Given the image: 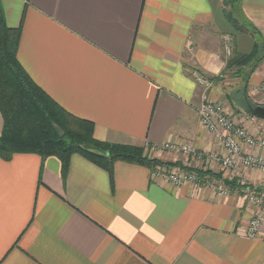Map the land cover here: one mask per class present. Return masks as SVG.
Masks as SVG:
<instances>
[{"label": "crops", "instance_id": "obj_1", "mask_svg": "<svg viewBox=\"0 0 264 264\" xmlns=\"http://www.w3.org/2000/svg\"><path fill=\"white\" fill-rule=\"evenodd\" d=\"M238 2L257 31L234 35L235 52L249 54L258 42L264 52V0ZM222 9L223 0H0L5 24L21 26L17 60L26 74L63 110L93 123L96 140L205 152L218 146L197 109L206 95L217 103L228 96L220 83L205 93L194 77L225 68L220 37L232 28ZM262 82L264 61L246 90L256 106H264ZM112 173L77 155L65 177L55 157L0 159V264H264V227L244 237L254 209L243 193L264 190V173L243 170L240 187L223 196L154 182L134 163L116 162Z\"/></svg>", "mask_w": 264, "mask_h": 264}, {"label": "trees", "instance_id": "obj_2", "mask_svg": "<svg viewBox=\"0 0 264 264\" xmlns=\"http://www.w3.org/2000/svg\"><path fill=\"white\" fill-rule=\"evenodd\" d=\"M239 0H226L223 8L232 7ZM224 18L237 32L244 27L229 12L222 11ZM21 26L9 28L0 13V114L2 132L0 134V159L5 161L17 154H35L43 159L55 157L61 163V175L66 176L71 156L77 155L95 164L110 179L116 162L138 164L148 167L164 166L165 163L150 159L139 146H128L101 142L94 138V124L76 118L63 110L41 87H38L29 74H26L17 60ZM257 43L249 54L236 55L227 62V69L242 68L253 63L258 53L262 57L255 61L254 69L264 61L263 44ZM260 47V50H259ZM56 125L63 133L59 137ZM179 166V164H174ZM183 169V168H182ZM200 176H210L230 189L239 188L236 180H228L219 173L199 169Z\"/></svg>", "mask_w": 264, "mask_h": 264}, {"label": "built area", "instance_id": "obj_3", "mask_svg": "<svg viewBox=\"0 0 264 264\" xmlns=\"http://www.w3.org/2000/svg\"><path fill=\"white\" fill-rule=\"evenodd\" d=\"M195 80L204 90L210 89L211 85L208 81L200 77H195ZM214 102L206 95L198 109V118L200 119V126L212 136L219 152L208 151L207 153H201L190 144L182 143V145H177L165 142L159 145L157 150L174 156L184 155L193 163L194 167L192 169L194 171L191 168V171H188L180 167L161 169L158 166L151 170L150 178L152 181H162L175 187L189 184L195 188H205L212 193L223 196L230 195V190L234 189L226 187L223 183L214 180L210 176H200L197 172L199 169L203 170V172L206 171L203 165L207 169L210 166L219 168L221 176L228 180L242 179L240 173L247 169L264 173V134L263 128L256 120L257 118L246 116L251 121L253 128H255L254 133H251L245 128L243 122L239 121L233 114L222 112L221 106L219 107V105H216L217 102ZM251 150H260L262 153L256 154L251 152ZM198 165L201 167H198ZM240 181L243 182V180ZM243 193L247 204L254 209L251 219L244 230V237L250 239L257 236L264 227V190L260 192L248 188Z\"/></svg>", "mask_w": 264, "mask_h": 264}, {"label": "rangeland", "instance_id": "obj_4", "mask_svg": "<svg viewBox=\"0 0 264 264\" xmlns=\"http://www.w3.org/2000/svg\"><path fill=\"white\" fill-rule=\"evenodd\" d=\"M224 1H226V0H223V3H225ZM238 3L234 2V4H233L232 7L227 6V7H224L223 8L224 11L229 12L231 15H233L234 18H236V20L240 24L239 26H242V27L245 28L243 32L239 33V32H237V30L235 28H233L232 26H230V28H232V32H230V33L228 32V34H221V37H220L221 47L220 48H221V54H222V59H223L225 68L215 78H213V77H207V76L204 77L201 74L195 75L196 78L197 77H200L203 80H206V81H208L210 83L211 86H210V89H208V90H204V88L202 86L198 85L197 81L195 80V77H194V80L196 81L197 85L200 86V88L204 90L205 93L206 92L207 93H210V91L214 88L215 84L220 83L221 86L224 88V92L225 93L227 92L228 99L227 98L224 99V97H222L223 99L221 101H219L218 103H216V105H219V107L221 106V111L222 112H225V113L230 114L229 112L232 110V112H234L233 114H238L235 111H237V112L240 111L242 113L241 116L246 117V116H252L249 110L254 109L257 106H259L261 108H264V106H262V105H257V106L254 105L249 100L250 97H249V94L246 91L247 90V86H248L249 77L254 72H256V69L258 68V67H256L254 69V67H255L254 63H255V61L258 60V58L262 57L263 54L258 53V55L256 56V58L253 61V63L248 64L246 66H243L242 68L232 67V68H230V70L227 69L226 64L230 60V58H232V57H234L236 55H242L243 54V53L240 54V53H236L235 52V46H234L233 36L234 35L246 34V33L247 34L248 33L249 34H252L254 31H257V28L256 27H253L250 22H248V21H246L244 19V16H242V14L240 12V7H239V4ZM223 9H222V11H223ZM257 44H258V46H260L262 48V46L260 45L261 42H258ZM260 47H259V50H260ZM257 90H259L258 92H260L264 96V82H262V84L257 87ZM207 96H209V95H207ZM198 109H197V118H198ZM234 109H235V111H234ZM244 117H242V118H244ZM256 120H257V122H264V120L263 119H260V118H258ZM199 123H200V119H199ZM190 145H192L193 147H196L197 148V146L194 145V144H190ZM139 147L143 148V150H144L143 153L144 154H145V152H147V157L148 158H150L149 155H153V152L155 154H157V152H159L157 150V147L158 146L157 147L150 148V146H148V145L145 144L144 147H142V146H139ZM197 149L201 153H207L205 151L200 150L199 148H197ZM214 151L219 152L218 149H216ZM160 153H162V152H160ZM165 153H167V152H165ZM176 157H181V158H184V160H188L189 161V163L186 162L187 165H185L184 167H182L183 170L187 169L188 171H191L190 170V167H191V169L194 167V165L190 161V159L187 158V157H185L184 155L183 156L182 155H177ZM150 159H152V158H150ZM176 164H179V163H176ZM158 166H155V167H158ZM159 167L161 169L162 168L171 169V168H178L179 166H175L172 163H170V164L165 163L164 166H162V167L159 166ZM198 167H201V166L198 165ZM203 168L206 171H209V169H207V167L204 166V165H203ZM149 171H151V170L149 169ZM219 174H220V172H219Z\"/></svg>", "mask_w": 264, "mask_h": 264}, {"label": "water", "instance_id": "obj_5", "mask_svg": "<svg viewBox=\"0 0 264 264\" xmlns=\"http://www.w3.org/2000/svg\"><path fill=\"white\" fill-rule=\"evenodd\" d=\"M250 113L252 116H255L257 119L260 118V119L264 120V108L257 106L254 109H251ZM54 129H55L56 133L58 134V136L63 138L62 137L63 133L61 132V130L56 125H54Z\"/></svg>", "mask_w": 264, "mask_h": 264}, {"label": "flooded vegetation", "instance_id": "obj_6", "mask_svg": "<svg viewBox=\"0 0 264 264\" xmlns=\"http://www.w3.org/2000/svg\"><path fill=\"white\" fill-rule=\"evenodd\" d=\"M250 111V110H249Z\"/></svg>", "mask_w": 264, "mask_h": 264}]
</instances>
